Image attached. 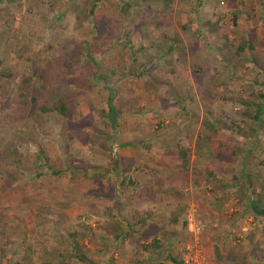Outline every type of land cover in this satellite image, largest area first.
I'll return each mask as SVG.
<instances>
[{
	"label": "rangeland",
	"instance_id": "obj_1",
	"mask_svg": "<svg viewBox=\"0 0 264 264\" xmlns=\"http://www.w3.org/2000/svg\"><path fill=\"white\" fill-rule=\"evenodd\" d=\"M75 55L40 124L39 68ZM0 74V264H264V0H0Z\"/></svg>",
	"mask_w": 264,
	"mask_h": 264
},
{
	"label": "trees",
	"instance_id": "obj_2",
	"mask_svg": "<svg viewBox=\"0 0 264 264\" xmlns=\"http://www.w3.org/2000/svg\"><path fill=\"white\" fill-rule=\"evenodd\" d=\"M91 14H93V11H91ZM97 27V26H96ZM239 49H242L239 47ZM173 50V46L170 45L167 48V52H171ZM73 58L69 57H53L50 60L46 61L42 67L39 68L37 75H38V81H40V84L38 85L37 88L31 87V90H28V92L31 93V95L27 98V103L29 105L35 106L34 110H32L29 114V117L34 113L37 117V120L40 124L45 123V115L50 114V113H57L58 115L62 117H66L67 113L69 111V103L71 98H67L66 96H62L60 93V87L63 84H68L70 86H73L74 84V79H73V74H74V66L79 63V57L77 55L74 56ZM89 60L94 64L93 60L91 57H89ZM1 77L4 78H9V74H0ZM97 83H101L103 88H105V83H104V77L101 75H93L91 83L89 84V89L93 86L96 85ZM23 89V88H22ZM108 89V88H107ZM24 90V89H23ZM27 91V90H24ZM109 91V96L106 100V105L108 108V111L106 113V117L110 119L112 127L115 129L117 127V118L118 116L116 115V107L113 104L114 96H113V91L111 89H108ZM27 92V93H28ZM23 95V94H22ZM25 95V94H24ZM43 96H46V100L43 102L38 101V97L42 98ZM38 103V104H37ZM256 109L254 110L253 114V119L255 120L256 125L258 127L261 126V116L264 113V103H256L255 104ZM38 111V113L35 111ZM34 111V112H33ZM206 128L210 131L212 130V126L208 124L207 122L205 123ZM112 138V137H111ZM110 137H105L104 139H111ZM113 139H115V136H113ZM116 150H118V145L115 144ZM7 149H3L0 151V164L2 168L6 171V174L11 175L8 171V168L11 167L12 165H15L14 161H19V159H12V153L7 152ZM114 154L115 152L112 151ZM180 157L184 161L183 163H187V157L185 153L182 151L180 153ZM20 162V161H19ZM113 172V171H112ZM93 178L97 179H103L105 177L104 173H94ZM138 184V180H134L132 178H128L126 184ZM250 188L249 186H247ZM248 189V188H247ZM254 190H252L251 193H248L249 200H248V208L254 215H258L262 218H264V206H260V198H257L255 200L251 199V195L253 194ZM114 196V195H113ZM112 196V197H113ZM96 199H110L111 195H103L102 194H96L95 195ZM110 213V212H108ZM108 220H106L105 223V232L109 236H111L115 241H118L119 239L121 240L123 237V230L120 226V221L117 218H114L111 214H107ZM175 221V220H173ZM151 246H154L155 249H158L161 247V242L157 240H154ZM74 258L77 261H89L86 256L81 253V252H74L73 255H69L68 257L62 256V261L61 264H67L69 259ZM171 261L173 264H179L182 261L177 260L176 258H173L169 255L166 257Z\"/></svg>",
	"mask_w": 264,
	"mask_h": 264
},
{
	"label": "water",
	"instance_id": "obj_3",
	"mask_svg": "<svg viewBox=\"0 0 264 264\" xmlns=\"http://www.w3.org/2000/svg\"><path fill=\"white\" fill-rule=\"evenodd\" d=\"M113 172L118 176L120 174V171L117 167V162L113 163L112 165Z\"/></svg>",
	"mask_w": 264,
	"mask_h": 264
},
{
	"label": "crops",
	"instance_id": "obj_4",
	"mask_svg": "<svg viewBox=\"0 0 264 264\" xmlns=\"http://www.w3.org/2000/svg\"><path fill=\"white\" fill-rule=\"evenodd\" d=\"M114 150H115V149H114ZM118 176H119V175H118ZM124 199L126 200V197H123L122 199H120V201H124ZM158 199H159V197H158ZM140 226H141V225H140ZM125 227H126V226H124V228H125ZM137 227H138V225H137ZM137 227H136V228H137ZM142 230H143V229H142ZM129 231H131L130 228H129ZM136 243H137V242H136Z\"/></svg>",
	"mask_w": 264,
	"mask_h": 264
}]
</instances>
